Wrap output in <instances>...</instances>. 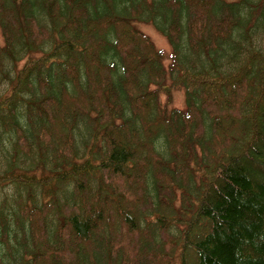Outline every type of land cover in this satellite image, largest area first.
I'll return each instance as SVG.
<instances>
[{
	"label": "trees",
	"instance_id": "trees-1",
	"mask_svg": "<svg viewBox=\"0 0 264 264\" xmlns=\"http://www.w3.org/2000/svg\"><path fill=\"white\" fill-rule=\"evenodd\" d=\"M0 26V264H264V0H0Z\"/></svg>",
	"mask_w": 264,
	"mask_h": 264
},
{
	"label": "rangeland",
	"instance_id": "rangeland-1",
	"mask_svg": "<svg viewBox=\"0 0 264 264\" xmlns=\"http://www.w3.org/2000/svg\"><path fill=\"white\" fill-rule=\"evenodd\" d=\"M136 26L138 28H140L143 32H145L146 34H148L152 38V40L154 41L155 45L159 49H162L166 53V55H170L171 46H170L167 38L160 31H158L155 28L154 25H152L150 23L138 22V23H136ZM255 39L264 40V33L263 34H256L255 35ZM0 43L1 44L4 43V38H3L1 26H0ZM170 62H171L170 58L167 57L166 58V61H165V65L166 66H169ZM23 64H24V61H22L20 63V67ZM7 86H8V82L7 81L0 80V90H3ZM161 98H162L163 102L168 105L169 108H172V107L183 108L185 106V92H184L183 89H180V88L173 89L171 96H168L167 94H165L164 92H162ZM242 164L244 166H247L249 169L253 170L254 172H257L259 174L260 173H263L264 174V171L263 170L257 169L256 166H254L253 163L248 162L247 160H245ZM257 176H260V175H257ZM122 184L125 185V183H122ZM129 197L132 199L133 198L132 194H129ZM126 206L128 208H130V209L132 207L131 203L130 204H127ZM118 207L119 206L117 205L114 208V211L116 212V214L119 212V208Z\"/></svg>",
	"mask_w": 264,
	"mask_h": 264
}]
</instances>
